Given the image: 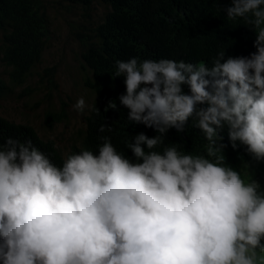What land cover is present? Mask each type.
Listing matches in <instances>:
<instances>
[{"label": "clouds", "instance_id": "clouds-1", "mask_svg": "<svg viewBox=\"0 0 264 264\" xmlns=\"http://www.w3.org/2000/svg\"><path fill=\"white\" fill-rule=\"evenodd\" d=\"M225 11L251 26L256 51H221L210 68L116 61L128 120L157 133H137L132 158L102 137L98 152L81 148L57 165L31 140L0 137V264H264V187L225 164L221 134L264 162V0H231ZM189 120L205 154L164 143Z\"/></svg>", "mask_w": 264, "mask_h": 264}, {"label": "trees", "instance_id": "trees-1", "mask_svg": "<svg viewBox=\"0 0 264 264\" xmlns=\"http://www.w3.org/2000/svg\"><path fill=\"white\" fill-rule=\"evenodd\" d=\"M230 4L231 0H0L1 60L9 68L10 85H24L34 73L38 75L39 90L48 104L42 118L44 128L52 130L54 124L68 118L64 100L60 99L59 109L53 103L52 93L58 91L56 67L36 71L43 53L51 46L57 10H78L82 17L67 25L77 43V59L90 97L85 127L65 153L52 139L41 137L28 122H15L0 115L2 141L9 137L21 142L31 140L33 146L60 165L68 154L81 148L98 152L101 138L110 137L118 151L132 158L127 143L139 132L149 136L157 133L128 120V109L119 101L126 86L123 76H115L116 61L134 57L138 61L172 59L210 68L221 51L225 52V59L250 55L256 51V33L243 19L227 18L225 10ZM10 85L0 76V100L8 94ZM182 88L186 94L190 92L188 85ZM112 104H116L115 109ZM101 126L105 127L104 132H100ZM221 134L229 144L224 150L225 164L247 179L246 171L256 161L245 152V146L239 145L236 150L231 147L226 127ZM164 143L193 155L205 154L207 145L192 120L183 132L170 129Z\"/></svg>", "mask_w": 264, "mask_h": 264}, {"label": "rangeland", "instance_id": "rangeland-1", "mask_svg": "<svg viewBox=\"0 0 264 264\" xmlns=\"http://www.w3.org/2000/svg\"><path fill=\"white\" fill-rule=\"evenodd\" d=\"M81 19L78 10L55 11L52 43L43 53L40 66L36 70L42 72L46 67H56L55 79L58 83V91L52 93L53 103L58 109L62 106L60 99L67 105V120L54 124L52 130L45 129L42 123L48 104L43 101V91L39 90L38 75L34 73L24 85H10L9 68L4 65L0 55V76L7 85H10V91L4 99L0 100V115L15 122H28L41 137L52 139L63 153L68 150L77 133L84 129L85 116L90 107L89 92L84 85V74L77 59V43L69 34L67 25V22H77ZM81 97L88 105L83 113L73 107ZM246 176L247 179L257 180L264 187V162H255L250 165Z\"/></svg>", "mask_w": 264, "mask_h": 264}]
</instances>
